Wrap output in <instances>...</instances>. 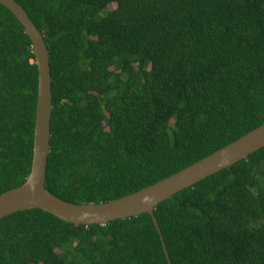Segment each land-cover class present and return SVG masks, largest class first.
<instances>
[{
	"label": "trees",
	"instance_id": "16d2710c",
	"mask_svg": "<svg viewBox=\"0 0 264 264\" xmlns=\"http://www.w3.org/2000/svg\"><path fill=\"white\" fill-rule=\"evenodd\" d=\"M15 1L47 51L44 187L61 200L136 191L264 122V0ZM35 96L30 41L0 5V193L29 170ZM152 212L170 264H264V146ZM0 264L166 261L146 213L33 208L0 218Z\"/></svg>",
	"mask_w": 264,
	"mask_h": 264
},
{
	"label": "water",
	"instance_id": "95a60500",
	"mask_svg": "<svg viewBox=\"0 0 264 264\" xmlns=\"http://www.w3.org/2000/svg\"><path fill=\"white\" fill-rule=\"evenodd\" d=\"M0 5L6 8L22 26L23 33L30 41L36 69L29 170L18 186L0 193V218L15 211L38 208L65 222L101 225L110 220L146 213L157 232L166 264H170L160 229L153 216V207L177 191L191 186L263 147L264 122L202 158L136 191L97 203L74 204L61 200L44 187L51 105L48 56L43 38L25 10L15 0H0Z\"/></svg>",
	"mask_w": 264,
	"mask_h": 264
},
{
	"label": "rangeland",
	"instance_id": "374dc122",
	"mask_svg": "<svg viewBox=\"0 0 264 264\" xmlns=\"http://www.w3.org/2000/svg\"><path fill=\"white\" fill-rule=\"evenodd\" d=\"M113 7V5H110L109 8Z\"/></svg>",
	"mask_w": 264,
	"mask_h": 264
}]
</instances>
